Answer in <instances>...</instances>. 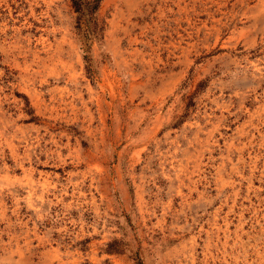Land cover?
Returning a JSON list of instances; mask_svg holds the SVG:
<instances>
[{
    "label": "rangeland",
    "instance_id": "374dc122",
    "mask_svg": "<svg viewBox=\"0 0 264 264\" xmlns=\"http://www.w3.org/2000/svg\"><path fill=\"white\" fill-rule=\"evenodd\" d=\"M0 264H264V0H0Z\"/></svg>",
    "mask_w": 264,
    "mask_h": 264
},
{
    "label": "trees",
    "instance_id": "16d2710c",
    "mask_svg": "<svg viewBox=\"0 0 264 264\" xmlns=\"http://www.w3.org/2000/svg\"><path fill=\"white\" fill-rule=\"evenodd\" d=\"M74 8L83 16L97 12L101 0H71Z\"/></svg>",
    "mask_w": 264,
    "mask_h": 264
}]
</instances>
